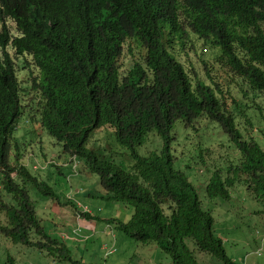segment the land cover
<instances>
[{
    "label": "trees",
    "instance_id": "obj_1",
    "mask_svg": "<svg viewBox=\"0 0 264 264\" xmlns=\"http://www.w3.org/2000/svg\"><path fill=\"white\" fill-rule=\"evenodd\" d=\"M188 46L197 67L178 57ZM21 70L31 76L26 84ZM199 118L217 124V137L183 147L199 143L198 186L176 168L172 141L178 122L191 127ZM19 123H40L67 156L83 161L87 181L98 176L106 200L133 207L127 221L83 213L85 221L154 243L172 264H202L198 254L240 264L215 230L210 202L230 201L239 183L264 219V0H0V235L36 256L83 264L37 215L28 184L51 199L48 212L78 209L35 166L39 154L26 143L33 134L18 138ZM101 127L131 151L135 171L127 173L116 150L103 156L86 146ZM153 130L163 146L140 154ZM51 164L64 171L58 159Z\"/></svg>",
    "mask_w": 264,
    "mask_h": 264
},
{
    "label": "rangeland",
    "instance_id": "obj_2",
    "mask_svg": "<svg viewBox=\"0 0 264 264\" xmlns=\"http://www.w3.org/2000/svg\"><path fill=\"white\" fill-rule=\"evenodd\" d=\"M192 41L196 46L199 45L200 40L192 38ZM189 51L190 54L187 53ZM187 52L181 51L178 55L179 59H181L186 66H188L190 62L188 59H191V62L197 67L200 62L196 59L194 53L191 52L189 46ZM134 53L138 55V48L135 49ZM126 54L128 56V52ZM25 74V70L19 72L20 81L26 84V82L30 80L28 77L31 78V76L30 74L28 76ZM34 75L36 76L37 73ZM203 125L209 126L214 131L209 133ZM194 126L198 128V131L194 129L192 131L197 134L198 140L201 139L202 142L209 139L211 134L217 137V124L215 122L208 120L200 124L196 123ZM17 128L19 130L16 132V136L20 139L22 138L21 129L28 130L29 132L34 131V129H39L36 124H28V126ZM111 133H113V131H111L110 128L105 127L94 130L90 134L86 146L90 149L97 150L100 154L104 152V155H107L108 151L112 150L111 147L115 143V139L111 136ZM175 133L177 137H175V141V138L172 141V153L177 157L175 161L176 168L184 170L192 182L199 186V183L203 180L202 175L197 171L198 166L196 167L195 163L197 159L195 148L199 143L190 145V151L184 152L183 147L189 144L187 138L188 132L179 126ZM46 136L47 137L46 139H43V142H40L38 139L26 141L28 145L27 149L40 154L38 159L39 163H36L35 166L39 167L42 173L44 172L45 175L50 177L44 178L54 187L55 190H59V193H61L63 198L72 197L73 193H79L80 195H78V198H72V200L87 204L93 215L108 219L117 218L123 221L130 219L133 213L132 206L124 202L109 201L101 197L104 188L99 183L97 175H94V178L91 177L88 183L85 181L87 180L85 176H81L84 179L78 180L80 178L78 175H72L71 179L68 180V176L65 175V173L71 171L72 163L68 161L69 158L67 157V154L63 152V147L54 144L56 139L47 134ZM143 146L146 147V152L152 148L151 151L159 149L162 147L161 138L153 130L147 135L146 142ZM216 147L217 144L209 146L208 148L213 150ZM115 150V156L120 158L118 160L119 163L128 167L129 164L132 163V158L129 152L119 146H117V149ZM42 152L47 154V158L42 156ZM146 152L143 149L141 151L143 155H147L148 153ZM27 156L28 155L26 154L25 157ZM50 158H55V160L58 159V163L64 169L63 173L59 172L58 168L49 162ZM65 158H68V160L66 161ZM188 165L191 167L188 168ZM80 166L81 165H79V167ZM239 185L240 184L238 183L235 190L236 192L232 195L230 201L215 199L210 202L211 212L216 219L215 230L218 235L223 236L224 240L227 242L229 255L237 262L240 264H264V219L261 214L257 215L255 213V211L261 207V204L253 195L247 193L246 188ZM27 188L31 199L35 202L37 211L39 212H37V215L43 220V225L47 230V233H52L53 237L60 240L67 247H71L74 250V256H76V254L78 256H84L87 264H172L170 257L157 247L156 244L150 243L144 245L142 244L143 242L135 240L119 230H114L117 236L116 251L111 254L108 259H104L105 252H103L102 248L104 245L102 234L104 233V227L106 225L104 221L101 222L97 220L98 233L94 234L91 239L79 238L80 241L74 243L75 240L71 241V239L77 237L78 226L81 225V227L86 228L85 226L89 224L80 221L79 218L74 213H71V210L68 211V209L61 210V214L58 216L54 213L48 212L46 209L42 210L45 204L49 203V207H51V199L45 197L32 184H28ZM88 190H92L98 195L93 196V194L90 195L86 193ZM52 218L55 220L51 221ZM90 230L92 231L93 228ZM109 234L110 231L104 233L106 236L105 242L110 243ZM63 235H68L70 239H68V237L66 239L65 237L63 238ZM75 245L79 246V249H77ZM8 254L13 256L17 264H68L55 261L42 254L36 256L37 253L35 250L27 248L23 244H13L9 239L0 235V264H5V258ZM198 257L202 264H220L219 260H216L208 254H198ZM131 260L133 263H131Z\"/></svg>",
    "mask_w": 264,
    "mask_h": 264
},
{
    "label": "clouds",
    "instance_id": "obj_3",
    "mask_svg": "<svg viewBox=\"0 0 264 264\" xmlns=\"http://www.w3.org/2000/svg\"><path fill=\"white\" fill-rule=\"evenodd\" d=\"M237 101H239V99H240V95H238L236 98H235ZM23 126H28V125H26V123H19L18 124V126L17 127H23ZM38 126H39V129H34V131H32V132H29L28 130H25V129H21V131L22 132H24L25 131V135H31V134H33L32 135V140H34V139H38L39 141H41L40 139H46V133H44V128L41 126V124L40 123H38ZM24 135V136H25ZM48 135V134H47ZM23 136V137H24ZM161 141H163V139L161 138ZM42 142H43V140H42ZM54 144H57L55 141H54ZM59 145V144H58ZM117 146H119L120 148H124L123 146H121L119 143L116 145V144H114L112 147H111V149L112 150H109L108 151V154L107 155H109V154H111L112 155V151L113 150H115V149H117ZM162 146H163V142H162ZM62 147V146H61ZM140 147H143V148H141V149H139L138 148V151H139V153L141 154V151H142V149L146 152V147L145 146H140ZM125 149V148H124ZM160 149L161 148H159V149H156V150H154V151H156V152H159L160 151ZM128 152H129V154H130V156H131V158H132V163H130L129 164V166L128 167H125L124 165H122V164H120L122 167H124L125 169H126V171H127V173H131V172H133V170L135 169V166L137 165V162H135L134 161V159H133V157H132V154H131V151L130 150H127ZM152 151H150V152H146V153H148V154H150ZM66 154V153H65ZM174 154V153H173ZM40 155V154H39ZM102 155L103 156H107V155H104V152L102 153ZM113 155L115 156V152L113 153ZM47 156V155H46ZM68 158H69V162H71L72 163V169H71V171H69L68 173H72V172H79V173H84V172H80L81 170H79V169H76V166H75V164L78 162V161H81V159L80 158H78L77 156H75V155H72V156H67ZM175 158H177L176 156H175ZM52 159L53 158H50L49 159V162L51 163V161H52ZM81 167V166H80ZM135 171V170H134ZM137 171V170H136ZM64 172V171H63ZM62 172V173H63ZM82 179H84V178H82ZM145 187H147L146 185H145ZM89 192H88V194H93V191L92 190H88ZM94 195H98V194H93V196ZM105 195V191L104 192H102V194H101V197H103ZM104 198V197H103ZM110 201V200H109ZM79 212H81V213H79ZM77 213L79 214V215H81V214H85V213H89L90 215H92V217H96L95 215H93L92 214V212L89 210V206L87 205V204H82V206L78 209V211H77ZM76 216H78L77 214H76ZM104 219V218H103ZM3 220H5L4 221V223L6 222V218L4 217V215L3 214H1L0 213V221L1 222H3ZM51 221H54L53 219L51 220ZM89 222H91V223H96L97 224V222L95 221V219L93 220L92 219V221H89ZM91 230H89V232H90ZM97 231V230H96ZM104 231H106V232H108V231H110V243L109 242H105L104 243V245L102 246V248H103V250H105V249H109V248H117V236H116V234H115V231H114V228H112L111 226H106L105 228H104ZM91 232H93V230L91 231ZM95 232V231H94ZM94 235V234H93ZM92 235V236H93ZM76 236L77 237H74V238H72L71 239V241L72 240H75V242L74 243H76V242H79L80 241V239H84L83 237H81V236H79L78 234H76ZM68 237V239H70L69 238V236L68 235H66L65 236V239ZM80 238V239H79ZM7 239V238H6ZM144 245H147V244H144ZM75 247L77 248V249H79V246H77V245H75ZM72 252L74 253V250L72 249ZM77 255V254H76ZM78 256V255H77ZM109 256L110 255H107V259L109 258ZM104 259H105V257H104ZM16 262V261H15ZM84 263H86V260H84ZM5 264H7V262H5ZM17 264V263H16Z\"/></svg>",
    "mask_w": 264,
    "mask_h": 264
},
{
    "label": "water",
    "instance_id": "obj_4",
    "mask_svg": "<svg viewBox=\"0 0 264 264\" xmlns=\"http://www.w3.org/2000/svg\"><path fill=\"white\" fill-rule=\"evenodd\" d=\"M28 83H31V82H28ZM39 99V98H38ZM38 99H35V100H32L30 103H29V105L31 106V107H33V106H35L36 105V102L38 101ZM199 120L201 121V123H203L204 121H208V120H206V119H201V118H199ZM194 123H197V122H194ZM182 127L185 131H187L188 132V134H187V138L188 139H191L192 141H195L196 139H197V134L196 133H194L192 130L194 129V130H196L197 129V131H198V128H196L195 126H193V125H191V127H186L183 123H179L178 122V124H177V127ZM174 135H175V137H177V135L174 133ZM176 140V138L174 139V141ZM192 143H194V142H192ZM141 148H143V147H139V149H141ZM43 165V164H42ZM79 165H83V161H78L76 164H75V166H76V169H79V170H81L80 169V167H79ZM61 166V165H60ZM43 167H44V165H43ZM44 169H45V167H44ZM85 173V172H84ZM84 173L82 174V173H79V172H72V173H65V175H67L68 176V180H70L71 179V176L72 175H78L80 178L78 179V180H82V178L83 177H81V176H85L86 177V175H84ZM87 183L89 182V181H87V180H85ZM1 185V184H0ZM57 191V190H56ZM105 191V190H104ZM58 192H59V190H58ZM89 191H87L86 193H88ZM85 193V192H84ZM85 193V194H86ZM93 194H95L94 192H93ZM78 195H80L79 193H73L72 194V197L70 196V197H68V198H75V199H77L78 198ZM49 198V197H48ZM50 199V198H49ZM70 201V200H69ZM73 201V200H72ZM74 204H76V206H77V209H79L81 206H82V204L83 203H80V202H76V201H74ZM45 209V206H43V209L42 210H44ZM38 212V211H37ZM1 213V212H0ZM39 213V212H38ZM80 213V212H79ZM2 214V213H1ZM40 214H42V213H40ZM60 214H61V212H60ZM67 214V213H66ZM78 215L77 217L79 218V220L80 221H83L84 223H86L87 222V220L85 221V219H83L82 217H81V215H79L78 213H75V215ZM55 220V219H54ZM4 221L5 220H3V223H4ZM79 227V229L77 230V233H78V235L79 236H81V237H83L84 239H87V238H89V236H92L95 232H91L90 231V233L88 232V231H83V229L81 228V225L80 226H78ZM50 236H51V238H55V237H53L52 235V233H50L49 234ZM66 236V235H65ZM64 235H63V238L65 237ZM57 239V238H56ZM131 263H133V261L131 260Z\"/></svg>",
    "mask_w": 264,
    "mask_h": 264
},
{
    "label": "bare ground",
    "instance_id": "obj_5",
    "mask_svg": "<svg viewBox=\"0 0 264 264\" xmlns=\"http://www.w3.org/2000/svg\"><path fill=\"white\" fill-rule=\"evenodd\" d=\"M210 120V119H209ZM211 121V120H210ZM194 124H196V123H194ZM194 124H193V126H194ZM36 126L37 127H39L38 126V123H36ZM94 131V130H93ZM92 131V132H93ZM91 132V133H92ZM90 133V134H91ZM58 141V140H57ZM29 178V177H28ZM45 183V182H44ZM44 185V184H43ZM44 187V186H43ZM49 192V191H48ZM78 211V210H77ZM75 214V213H74ZM116 251V248H109V249H105V250H103V252H105V258H107V255H111V254H113L114 252ZM39 253V252H38Z\"/></svg>",
    "mask_w": 264,
    "mask_h": 264
},
{
    "label": "crops",
    "instance_id": "obj_6",
    "mask_svg": "<svg viewBox=\"0 0 264 264\" xmlns=\"http://www.w3.org/2000/svg\"><path fill=\"white\" fill-rule=\"evenodd\" d=\"M86 223L89 224V225L85 226L86 228L81 227L83 229V231H88L89 232V230L91 228H93V232L97 230V224L96 223H91L89 221H87ZM88 226H89V228H88Z\"/></svg>",
    "mask_w": 264,
    "mask_h": 264
}]
</instances>
